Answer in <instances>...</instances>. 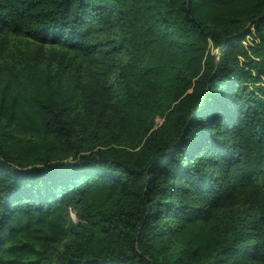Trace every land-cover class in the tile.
I'll list each match as a JSON object with an SVG mask.
<instances>
[{"label":"trees","instance_id":"trees-1","mask_svg":"<svg viewBox=\"0 0 264 264\" xmlns=\"http://www.w3.org/2000/svg\"><path fill=\"white\" fill-rule=\"evenodd\" d=\"M15 37L63 54L0 72V264H264V0H0Z\"/></svg>","mask_w":264,"mask_h":264},{"label":"rangeland","instance_id":"rangeland-1","mask_svg":"<svg viewBox=\"0 0 264 264\" xmlns=\"http://www.w3.org/2000/svg\"><path fill=\"white\" fill-rule=\"evenodd\" d=\"M62 54V49L48 45H41L30 39L15 37L12 41L10 50L4 56L0 57V72L2 75L8 76L10 72L15 71L26 62L33 61L34 58L59 57ZM0 127L9 129L2 122H0ZM19 137L31 142L41 140L39 137H31L29 135H19ZM73 211L70 213L72 216L74 215Z\"/></svg>","mask_w":264,"mask_h":264}]
</instances>
